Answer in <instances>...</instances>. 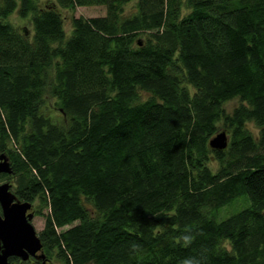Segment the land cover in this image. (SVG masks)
Here are the masks:
<instances>
[{
    "label": "trees",
    "instance_id": "obj_1",
    "mask_svg": "<svg viewBox=\"0 0 264 264\" xmlns=\"http://www.w3.org/2000/svg\"><path fill=\"white\" fill-rule=\"evenodd\" d=\"M57 1L106 13L67 36L54 5L0 2V150L17 197L48 208L35 264H264V0Z\"/></svg>",
    "mask_w": 264,
    "mask_h": 264
},
{
    "label": "water",
    "instance_id": "obj_2",
    "mask_svg": "<svg viewBox=\"0 0 264 264\" xmlns=\"http://www.w3.org/2000/svg\"><path fill=\"white\" fill-rule=\"evenodd\" d=\"M209 145L214 149H224L227 145L226 132H217L210 138ZM0 172L13 173L5 152H0ZM9 187L7 182L0 184V264H21L10 261V257L20 261L30 257L44 258L39 233L31 221L34 216L32 202L19 200Z\"/></svg>",
    "mask_w": 264,
    "mask_h": 264
},
{
    "label": "rangeland",
    "instance_id": "obj_3",
    "mask_svg": "<svg viewBox=\"0 0 264 264\" xmlns=\"http://www.w3.org/2000/svg\"><path fill=\"white\" fill-rule=\"evenodd\" d=\"M1 2V0H0ZM37 5L39 7H46L47 5L51 4L56 7V9L60 12L62 17V24L63 28L65 30V34L68 36L72 30V17H78L82 16L84 18L88 17H96L100 15H104L106 13V7L104 5H77L75 7H65L61 6L57 0H36ZM136 0H130L126 4L123 5V14H130L135 9ZM184 10L186 11L187 8L185 7ZM31 16L32 13H29L26 17H22L18 14V10H13L5 20L9 21L11 24L15 26L18 30H24L27 35H31L32 31V23H31ZM191 92H193L195 89L193 87H190ZM142 96H147L145 92L141 93ZM43 104L41 106V110L52 117L54 120L62 121L64 120L63 114L61 113L60 106L58 103V100L48 91L46 90L44 94ZM242 102L241 98L239 96L232 97L226 101H224L221 105V108L223 110V115L221 118L217 121L216 128L218 132L225 131L227 135V143L230 142L231 137V127L228 125V123L224 120L225 115L232 114L235 107H237ZM246 126L249 129V131L252 133L254 137L258 136L259 127L253 122V121H247ZM209 166H211L213 169L217 168V163L214 159H211L209 161ZM33 206L35 209L34 216L32 218V224L34 225L36 231L39 233V231L44 226V220L45 216L44 214L48 211V208L38 199H35L33 202ZM244 205V204H241ZM227 210L224 216L217 217L218 219L224 218L230 213L234 212L232 206L227 208H222ZM38 211L40 213H38ZM77 223V221L73 222V224ZM68 224L64 226L63 228H67L70 225ZM224 244L227 246V242H224ZM36 258H34L35 260ZM54 264H63L62 261H60L57 258L52 259Z\"/></svg>",
    "mask_w": 264,
    "mask_h": 264
},
{
    "label": "flooded vegetation",
    "instance_id": "obj_4",
    "mask_svg": "<svg viewBox=\"0 0 264 264\" xmlns=\"http://www.w3.org/2000/svg\"><path fill=\"white\" fill-rule=\"evenodd\" d=\"M0 152H3V151L0 150ZM5 182H7V183L10 184L9 189H10L13 193H15V190H14V176L12 175V173L0 172V184H1V183H5ZM15 195H16V193H15ZM16 197H17V195H16ZM17 198H18V197H17ZM18 199H19V198H18ZM19 200H21V199H19ZM21 201H23V200H21ZM29 210H30V209H29ZM29 210H27V211H29ZM31 210L35 211L34 206L31 207ZM0 212H1V205H0ZM29 261H31L32 264H35V262H34V261H35L34 258H30Z\"/></svg>",
    "mask_w": 264,
    "mask_h": 264
},
{
    "label": "clouds",
    "instance_id": "obj_5",
    "mask_svg": "<svg viewBox=\"0 0 264 264\" xmlns=\"http://www.w3.org/2000/svg\"><path fill=\"white\" fill-rule=\"evenodd\" d=\"M183 264H187V261H184Z\"/></svg>",
    "mask_w": 264,
    "mask_h": 264
}]
</instances>
